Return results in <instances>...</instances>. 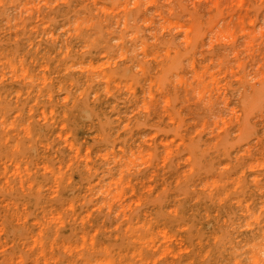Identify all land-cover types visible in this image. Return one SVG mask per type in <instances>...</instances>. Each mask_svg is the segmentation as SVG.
<instances>
[{
    "label": "rangeland",
    "instance_id": "obj_1",
    "mask_svg": "<svg viewBox=\"0 0 264 264\" xmlns=\"http://www.w3.org/2000/svg\"><path fill=\"white\" fill-rule=\"evenodd\" d=\"M84 1L76 0L81 4ZM63 2L37 5L33 9V5L0 4V47L23 48L25 52L20 55L26 54V64L37 75L33 79L23 78L20 72L9 70L1 75L0 69V108L5 106L10 113L8 124H3L0 118V264H84L82 258L100 257L101 264H239L246 256L242 243H238L239 236L247 237L253 232L240 227V212H217L203 180L212 171L215 173L214 165L218 173L224 172V156L215 146L223 140L229 144L240 141L243 126L254 132L250 142L241 151L235 143L226 152V159L231 160L232 167H241L252 160L264 161V0H159L172 18L171 28L167 25V31L162 29L161 34L178 45L182 41L180 47L185 50L188 49L187 27L178 25L199 19L192 57L189 55L185 61L188 64L184 62V74L190 75L191 86H181L173 79L170 85H164V92L155 91L154 95L148 84L141 85L145 78L136 65L148 58L137 55L132 61L136 66L130 69L131 61L112 51L109 54L116 62L112 61L128 77L140 82L139 97L144 102L138 107L131 101L127 88L109 93L112 89L103 79L98 85L101 94L83 95L81 84H66L69 78H77L78 70L60 71L57 64H52V58L41 56L57 47L47 26L55 15L67 12L68 6ZM147 2L142 11L155 18V7ZM131 7L130 10L135 8L134 3ZM208 16L210 19L213 16L212 20ZM27 36L37 37L38 45L33 47ZM52 56L55 60H70L58 51ZM39 58L46 61L42 68ZM18 89L24 94L18 96ZM32 90L34 93L26 94ZM48 91L53 94L52 98L37 97L39 92L47 94ZM83 104L93 112L85 111L81 115L79 110ZM52 107L55 117L49 113ZM29 123L35 127V133L26 130ZM72 133L80 152L70 145ZM252 172L251 180L264 176L263 167ZM100 181H104L101 186L109 189L108 197L97 193ZM43 201L56 205L73 201L81 214L77 220L74 210L64 206L66 223L51 220L45 226L49 227L50 236L46 248L34 245L32 239L25 240L30 228L39 233L37 224L31 221L19 229V222L8 213L10 202L19 203L25 210ZM86 202L90 209L83 206ZM3 224L16 228L24 240L11 242L1 228ZM94 225L101 228L99 237ZM75 229L88 230L95 240H101V249L91 244L76 249L58 244L70 238ZM220 236L228 243L216 247Z\"/></svg>",
    "mask_w": 264,
    "mask_h": 264
},
{
    "label": "bare ground",
    "instance_id": "obj_2",
    "mask_svg": "<svg viewBox=\"0 0 264 264\" xmlns=\"http://www.w3.org/2000/svg\"><path fill=\"white\" fill-rule=\"evenodd\" d=\"M58 1H64L63 3L67 4V6H68L67 12L64 14L55 15L53 17L52 21L50 22L49 26H47V29H49L50 33H51V40L53 39V40L57 41V47H52L51 50H49V51L46 50V52L41 56H43L44 58H46L47 56L52 58V60H53L52 64L53 65L57 64V67L60 68V71L78 70L79 75L77 76V78H69L68 80H66V84L71 85V86H76L78 83L81 84L82 86H84L82 88V91H81L83 95H89L90 93H94V92H96V94H99V93L101 94V90H100L98 85H101V80L103 79L106 81L105 82L106 85L112 89V90H109V93L114 91V89H122L123 87H125V89L127 88L128 91L130 92V94L129 93L128 94L131 95V101L133 102V104L137 105V107H138V105L141 103V101L144 102L143 101L144 99L141 100L139 97L141 89L138 88V86L140 85V82L136 81L134 78L128 77L127 72L124 69H120L118 67L117 63H114V62H116V60L114 59L115 60L114 61L112 56L109 54L112 51H114L115 53H118V55H122V56L126 57L128 60H130L131 63L129 62L130 64H128V66H130V69L135 65V63H132V61H134L136 59L137 55H145L146 56L145 58H148L145 62L138 61V63H136V65H138V67L141 68L140 70H141L142 76L145 78L144 79L145 81L142 82L143 84L141 83V85L143 86L144 84L145 85L148 84L149 87H147V88L149 89L150 93H152V94H154L155 91H159V92L163 91L164 85H166L170 82H173V79H175L176 82L178 81L179 84H181V86H191V84L189 83V80H190L188 77L189 74L187 75V72H185L186 74H184V71H186L185 70L186 66L184 64L187 63L185 61L190 58L189 55H191V52H193L192 51L193 46H194V44L198 38V32H199L198 31V23H199L198 18L192 19L193 22H188V25L187 24H180L178 21V23H179L178 26H180V25H182V27L186 26L187 29H185V32L188 31L187 32V39L188 40L185 39L186 42H188V44L186 43L188 46L187 47L188 49L185 50L182 47H180L181 45H183L182 41L180 42L181 45H178L177 42H175V40H173V39L166 40L165 35L161 34V32L163 31L162 29L167 31L166 27H167V25L169 26L170 21H172L170 19H172V18L169 14V10L163 4L159 3V0H147L148 2L146 0H86V1H84L85 2L84 4L77 3L76 0H0V4L10 3L13 5H20L22 7L33 5L31 8V9H33L37 5H39V6H42V4L43 5H52L53 2L56 3ZM132 2L134 3L135 8L133 10H130L132 8L131 6L133 5ZM146 2L149 3L151 6L155 7V9H153L157 13V14H155L156 16L154 15L155 18L151 17V15L149 16L148 13H145L142 11V9H144L142 7L144 5H146ZM63 3H61V4H63ZM131 3H132V5L130 6ZM129 7H131V8H129ZM150 11H152V10H150ZM171 11H173V10H171ZM212 17L210 19L208 16V18L210 20H212ZM215 18H216V16H215ZM201 19H202V17H201ZM190 20L191 19H189V21ZM204 20H206V19H204ZM178 23H175V24L177 25ZM170 25H172V24H170ZM169 27L171 28V26H169ZM182 27H181V29H182ZM45 33L48 34V32H45ZM40 36L43 37V36H45V34L40 35ZM36 38L37 37L27 36L26 40L28 42H30L34 47V46L38 45ZM114 40L117 41V43L115 42L116 44L113 43ZM201 46H202V44H201ZM205 48H207V47L205 46ZM53 49H55V50H53ZM214 49H215V47H214ZM55 51H58L63 56H67L68 58H70V60L67 62L63 61L62 59H56L55 60V57H53V56L51 57V55ZM23 52H25V50L23 48L10 49V48L0 47V69L3 71V73L0 72L1 75H4L5 71L9 70V71L20 72L23 78L30 77L33 79L37 76L34 72L31 71L29 65L26 64V59H25L26 54L20 55ZM101 54H103V56H104L103 59H101ZM198 54H199V52H198ZM38 55H39V53H37V56ZM188 56H189V58H188ZM116 57H118V56H116ZM191 57H192V55H191ZM201 57H202V55H201ZM37 58L38 57H35V58L32 57V59H36V60H37ZM193 60H192V62H193ZM224 61H225V59H224ZM189 62H190V60H189ZM203 62H205V61H203ZM230 63H232V62H230ZM38 64H39V67L42 68L45 66L46 61H44L42 58H39ZM190 64H193V63H190ZM207 65H208V63H207ZM212 65H213V63H212ZM239 66H242V65H239ZM134 68H136V67H134ZM192 68H194V67H192ZM187 69H188V65H187ZM218 70H219V68H218ZM190 72H192V71L190 70ZM134 73H135V70H134ZM197 78H200V77H197ZM44 79L47 81V78H44ZM213 79L216 80L215 78H213ZM241 79L242 78H240L239 80H241ZM192 80H194V79H191V81ZM192 83H195V81ZM176 84H178V83H176ZM168 85H170V84H168ZM171 86H172V84H171ZM213 86H214V84H213ZM108 87H106L107 90H108ZM215 87H217V86H215ZM148 89H146V90H148ZM178 90H179V88H178ZM197 90H198V88L196 89V91ZM171 91H172V89H171ZM198 92H199V90H198ZM16 93L18 94V96H21L24 94L23 90H19V89L16 90ZM32 93H34V90L28 91L26 94L30 95ZM70 93H71V91H70ZM165 93L167 94L168 92H165ZM179 93H181V92L179 91ZM200 93H202V92L200 91ZM211 93H212V91H211ZM42 96H47L48 98H52L53 94L50 91H48L47 94H43V92H39L37 94V97H42ZM202 96H204V95H202ZM211 96H213V95H211ZM64 97H65V95H64ZM150 97H151V94H150ZM66 98H67V96H66ZM56 99H58V98H56ZM165 99H166V97H165ZM168 99L169 98H167V100ZM167 100L165 102H167ZM146 102L147 101L145 100L144 104H146ZM153 102H155V101H153ZM158 104H159V102H158ZM172 104L173 103L171 102V105ZM207 105H208V103H207ZM188 107L190 108V106H188ZM146 108H148V107H146ZM149 108H151V107H149ZM162 108H164V107H162ZM207 108L209 110V106H207ZM21 109H24V108H21ZM130 109L132 110L133 107ZM152 110H154V109H152ZM200 110H201V108H200ZM79 111H81V115L85 111H92L93 112V110L91 108H89L87 105H84V104H83V106H81ZM166 112L167 111L165 109V113ZM198 112H201V111H198ZM49 113L53 117L56 116V111H55V109H53V107L49 109ZM140 113H143V112H140ZM168 113H166V114H168ZM23 114H24V112L21 111V115H23ZM199 114H197V115H199ZM125 115H126V113H125ZM239 115H240V113H239ZM9 117H10V113H9L7 107L3 106L2 108H0V118L2 119L3 124H8L7 119ZM193 117H197V116L194 115ZM178 122H180V121H178ZM179 124H181V123H179ZM21 125H24V123H21ZM62 125H64V124H61V126ZM25 128L30 133L36 132L35 127L31 123L26 125ZM109 130H111V127L109 128ZM241 131H242L241 132L242 138L240 141L234 142L233 144H229L230 142H228V140H223L215 146V150H218V152L224 156L222 161L225 164V170H224V172L218 173L217 172L218 171L217 166L214 165L213 170L215 171V173H213V171H212L211 172L212 175H206L205 176L206 180H203V185L207 190L209 189V192L211 195L210 199L212 201V204L217 206V209H216L217 212H222L224 210L240 212L242 215L240 227L241 228L242 227L248 228L253 232L250 235H248L247 237L241 236V235L239 236L238 243L239 244L242 243V247L245 249L243 254L246 255L245 257H243L239 261V264H264V176H262V177L260 176L261 178H259V176L256 175L257 177L254 178V180H251V174L253 173L252 171H254L255 169H258L259 167L264 168V161L260 160V159L257 161L252 160L249 163H247L246 165H243L241 167H232L231 160L226 159V152L233 149V146L235 145V143L237 144V147L241 151L243 149V146L245 144H247L248 142H250V138L254 134L253 131L252 132L247 131L245 129V126H243L241 128ZM124 133H125V131H124ZM99 134H101V133H99ZM151 134H152V132H151ZM152 135L154 136V134H152ZM70 137L72 139V141L70 143L71 147L73 149L77 150V152H80V148L77 144V139L75 138L74 134L72 133L70 135ZM146 142H147L146 144H148V140H146ZM161 144H162V142H161ZM122 146L124 147L125 145L123 144ZM91 151H94V150L91 149ZM133 151H135V150H133ZM98 152L101 153V149ZM190 156H191V154H190ZM192 156H194V155H192ZM88 158L90 159V157H88ZM128 158H130V157H128ZM116 160H117V158H116ZM200 160H199V163H200ZM196 162H198V161H196ZM42 166H44V165H42ZM204 166H205V164H204ZM47 167L50 168L49 166H47ZM44 168H45V166H44ZM50 171H51V173H55L52 169H50ZM6 172L8 173V175H10L9 173H11L8 171H6ZM17 172H19V171H17ZM96 175H99V172L96 173ZM101 183H104V181H100V183L97 185L99 187L97 190V193L100 192L103 196L108 197L110 194V191L106 187V185L101 186ZM90 190H94V187H91ZM114 195H115V193H114ZM116 196H117V194H116ZM59 201H60V199H59ZM83 202H84V200H83ZM76 204H77V202H76ZM64 206H68L69 208L73 209L74 210L73 212H74V215L76 216V219L77 220L79 219V217L81 215L79 213V210H78L79 207L77 205L75 206V202H73V201H66V203H63L61 205H56L54 203L46 204V202L43 201V202H39V204L35 208H32V209L28 208L25 210H23L22 208L19 207V203L10 202V203H8V213L13 218L14 221L19 222V225H20L19 229L23 226H27L31 221H33L35 224H37L40 227V231H38L39 233L36 234L35 231L30 228L29 233H25V238H26L25 240L27 242V241H29V239H32L34 245H36V246L40 245L41 248H46V246H47L46 240H47V238H50V236L47 233V228L49 229V227L46 228L45 226L47 225V223H50L51 220H52V222H60L61 224L66 223V218L63 215V207ZM83 206L86 207L87 209H90L88 202H86ZM126 215H128V214H126ZM144 223H143V225H144ZM1 228L8 235V238L11 239V242L13 241V242L17 243V242L24 240L22 238L23 235L19 234V231L16 228H11V227H9L8 224H3L1 226ZM93 228L96 230V236H98L97 235L98 230H100L101 228L98 225H94ZM162 228H163V226H162ZM21 229H23V228H21ZM137 231L140 232V230H138V229H137ZM137 231H136V233H137ZM162 234H163V232H162ZM79 236H80V239H78ZM152 241H153V239H152ZM230 241H231V239H230ZM55 242H57V240ZM227 243H228V241L225 238L221 239V236H220L218 238V240H216L215 246L218 247V245L227 244ZM234 243H237V242H234ZM58 244H61L65 248H68V249H72V248L76 249V248H79L81 246L85 247V246H88L90 244L92 246L96 245L98 248L101 249V240H95V237L90 236V233L88 230L87 231L85 230L84 232H80V231H78V229H75L73 235L72 236L70 235V238L62 240V241L58 242ZM162 249H164V248H162ZM100 253L102 254V252H100ZM180 259H181V257H180ZM82 260H83L84 264H101V261H102L101 257L96 258L95 260L91 259V258H82Z\"/></svg>",
    "mask_w": 264,
    "mask_h": 264
}]
</instances>
